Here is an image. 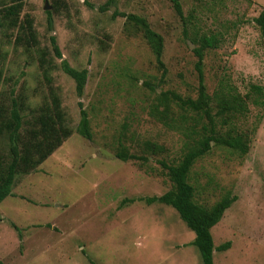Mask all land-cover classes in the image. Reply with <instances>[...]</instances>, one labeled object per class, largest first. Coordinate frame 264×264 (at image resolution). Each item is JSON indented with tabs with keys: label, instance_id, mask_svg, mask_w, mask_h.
I'll use <instances>...</instances> for the list:
<instances>
[{
	"label": "rangeland",
	"instance_id": "obj_1",
	"mask_svg": "<svg viewBox=\"0 0 264 264\" xmlns=\"http://www.w3.org/2000/svg\"><path fill=\"white\" fill-rule=\"evenodd\" d=\"M55 1L49 30L44 11L51 10L52 0H24L36 46L0 37V99L8 104L13 88L24 97L26 109L48 100L36 61V50L44 48L56 65L50 84L72 129L34 170L18 173L11 195L0 201V264H201L191 244L193 233L176 212L138 199L169 188L158 161H176L186 139L175 123L164 125L153 116L155 93L148 86L195 98L196 56L187 39L194 34L217 41L203 52L208 94L219 80L239 94L250 85L264 91V34L252 21L264 0H179L182 19L169 0ZM121 13L142 16L161 36L163 73L141 34L124 25ZM49 34L60 58L52 54ZM61 59L85 68L80 96L58 68ZM259 100L248 101L237 122L250 134L247 151L212 145L189 171L197 203L209 206L221 195L234 196L210 228L212 264L264 262V92ZM170 105L173 114L179 112ZM79 108L87 113L89 139L74 130ZM143 141L162 150L146 154L145 161L114 156L118 145L140 154L136 146ZM5 144L0 136V160H5ZM224 242H229L224 250H215Z\"/></svg>",
	"mask_w": 264,
	"mask_h": 264
},
{
	"label": "trees",
	"instance_id": "obj_2",
	"mask_svg": "<svg viewBox=\"0 0 264 264\" xmlns=\"http://www.w3.org/2000/svg\"><path fill=\"white\" fill-rule=\"evenodd\" d=\"M55 2L52 0L51 10L44 11L49 30H51V13L55 11ZM110 2L112 0L106 3ZM169 2L174 13L182 19L179 0H169ZM23 4L24 0H0V37L12 38L13 42L29 48L37 45V38L32 17L29 13L23 12ZM104 7L105 5L99 8L104 9ZM121 15L125 18L124 25L141 34L150 47L156 63L162 68L161 36L149 27L142 16L133 13H121ZM252 21L263 35L264 7L252 18ZM187 39L194 45L192 50L196 56L195 98H181L170 90L156 92L148 86L155 93L151 106L153 116L164 125L175 123V127L186 137L183 150L176 161L169 163L158 161L164 169L169 188L160 195L138 199L146 204L158 202L170 206L185 226L192 231L191 244L196 247L201 264H212L213 246L210 228L218 222L223 211L234 200V196L221 195L209 206L197 203L194 199V187L188 179L189 171L192 164L208 152L212 145L223 146L239 154L247 151L250 134L241 130L237 122L247 112L248 101L257 104L264 91L259 86L250 85L247 92L239 94L232 85L219 80L208 94L203 84L202 58L205 49L216 47V38L214 36L197 38L193 34ZM48 42L52 54L60 58L54 35H48ZM36 52L37 67L46 85L48 100L41 101L33 110L26 109L24 97L21 93L15 94L13 88L9 91L8 104L0 99V136H4L6 141L5 160H0V201L11 195V186L18 173L25 174L34 170L72 133V129L65 121L59 97L50 84V71L56 68V65L44 48H39ZM58 68L73 80L74 92L80 96L86 78L85 68H73L63 59L59 61ZM1 70L0 66V81ZM250 92L254 93V96L251 97ZM171 103L178 107L179 112L173 114ZM78 105L81 107L80 103ZM25 110L30 111L27 113ZM27 116L28 118L25 119ZM74 130L80 136L90 138L87 113L82 108H79V119ZM136 147L140 154L128 152L126 146L118 145L114 150V156L121 161L130 159L145 161L146 154L162 150L161 146L147 141ZM228 243L224 242L216 246L215 250H224Z\"/></svg>",
	"mask_w": 264,
	"mask_h": 264
},
{
	"label": "water",
	"instance_id": "obj_3",
	"mask_svg": "<svg viewBox=\"0 0 264 264\" xmlns=\"http://www.w3.org/2000/svg\"><path fill=\"white\" fill-rule=\"evenodd\" d=\"M43 8H44V9H47V7H46V6H44Z\"/></svg>",
	"mask_w": 264,
	"mask_h": 264
}]
</instances>
